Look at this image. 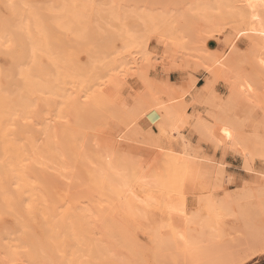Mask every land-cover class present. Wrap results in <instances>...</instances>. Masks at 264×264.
I'll list each match as a JSON object with an SVG mask.
<instances>
[{
    "label": "bare ground",
    "instance_id": "6f19581e",
    "mask_svg": "<svg viewBox=\"0 0 264 264\" xmlns=\"http://www.w3.org/2000/svg\"><path fill=\"white\" fill-rule=\"evenodd\" d=\"M231 2H235V0H187V1L181 0V1H177V2L172 3L173 9H171L169 11L170 12L169 21L164 22L160 28H157V30L161 29V31H158L156 33H155V31H148V34L145 33L146 35H144L143 33H142L143 35L140 34L141 37L138 36V34L137 35L135 34L136 35V37H135V35L132 33H127V34H119V33L117 34L116 33L118 35V37L121 39V41L123 42V47L125 49L129 48V51L130 50L132 51V49H133L135 54L138 55V57H136L135 59H133L131 61V66H128V68L124 67L119 72H122V73H124V75H127V76L129 74L135 73L136 74L135 77L138 76V78H136V80L138 79L141 82L142 92H141L137 102L134 105H132V107H130L131 112H129V115H130L129 117H131L130 118L131 122H132V120H134V116H135V118H137L138 116H139V118H140V116L142 118H141V120L138 119L139 121L137 122L138 124L136 126L133 124H130L129 121L125 122L129 118L128 117V111H127V113H126L127 117L125 116L126 119L124 118L125 119L124 120L123 117L121 118L124 120V122H123V120L118 119V118H120V117H118L119 116L118 115V116H116L117 119L115 118L116 120L114 118H113V120L112 119L108 120L105 123H103L104 126L99 124L98 128H99V126L102 127L103 133H101V134H104V136H106V139H108L107 140L108 143H111L115 147L116 153H117V156H116L117 161H119V159H120V153L128 152L129 154L135 156V158L139 162H142L144 165V168L140 169L139 167H136V169H135V167H133V169H132L133 178H132L131 188L129 189V191H131V199L132 200L129 203L124 201L123 202L124 204L122 206L118 207L119 209L117 212L121 213L122 215H120L115 220V217H113L115 214L114 213V214H111V216L113 217L112 219L106 218L103 220L101 213L99 214L100 218L98 220H100L99 222H100V226H101V230H102L103 234L112 235V232H114V231L111 230V227H114V225H116L117 227L119 226L120 227L119 230H121V228H124L126 226L125 223H126V217L127 216L128 217L134 216V218H135V216H137V217H140L142 219L145 218L146 211L149 209V206H146L145 204L140 203L139 200L137 199V197L145 198L147 196V194L149 192H151V187L149 184L151 183V181L153 179H159L160 182L162 183L161 178L164 177V175H165L164 169L162 167L163 163H164L163 160L165 159L164 154H167V158L172 155L170 158V161H171V159H173V163L171 165L172 167L169 166L170 164L167 165V167L168 166L170 167V172H171V168H173V169L176 168L177 169V177L179 176L178 173L181 174L180 178L183 177L182 178L183 183L182 182L180 183V181H182V179H180V181L178 182V184L180 183L182 185V187L180 184H179L180 186L178 184L176 185V188H178V189L180 188V190L178 193L175 189L176 193L173 195L171 203H173V204L175 203V200L178 198L177 194H179V195L183 196L184 203H185L186 209L188 211V215L191 216L194 211L198 212V214H199L198 217L196 218L195 222L190 226L189 236L194 237L195 240L198 242L199 246L194 251H187L184 249L183 244L176 240L174 234L172 232H170L169 228H168V225L170 223H173V217L169 215L168 210H167V205H164V204L162 205L161 203H160L161 207L162 206L164 207V213L165 214L162 218L155 220V222L152 221V222H154L153 225H155V227H154V231L151 232V235H153V236H151V235L150 236L152 237V239L154 241L153 243L156 242L157 244L152 243L151 245H153V246L156 245V247H157L159 244L160 246H162L163 249H166L169 245H171V246H175L177 248L176 250L181 255L191 254V255H195L196 257H200V258L204 257L207 259H212L213 257H215V255L218 251L220 252V255H218V256L221 257V255L223 254L221 249L223 250L224 247L226 250H227V248L231 247V249L233 250L232 252H235V249H234L235 247L232 248V246H229L228 244H227L228 247L225 245H224V247L221 246L220 250H218V247H216V245L215 246L213 245L215 251H216V248H217V251L215 252L212 250L213 249V246H211L212 241L214 239L216 241V239H218V237L221 238V236H223L220 234L222 232H219V230H220L219 228H221V227L218 226L219 227L218 228V227L214 226L212 219L216 216L214 213L217 212V208H220L221 210L223 209L225 212H227L228 210L231 209V206H233L234 204L238 210H237V212H235V211H233L234 208H232L233 210L230 211V212H232L231 214H235V216H236V213H237L238 215H241V216L245 215L246 216V209L244 206H247L248 204L250 205V203L252 201H256L257 204L260 203L259 200L254 199L255 196L253 197V191L258 192V194L264 195V161H262L260 158L261 155L264 154V147H262V145H264V110H261V107H260V103H261L260 93H261V91H264V82L259 83L258 77L255 78L254 74L252 75V74L248 73L250 75L249 76L246 72L244 73L243 69H241V67H240L241 61L240 60L243 59V61H244L245 56L241 55L239 50L238 51L234 50L236 47V42L240 38H233L231 41H229L227 50L225 52H223L222 54L216 53L214 51L210 52L206 46L205 41L203 42V44L201 43L202 45L197 47V49H196L197 52L195 55V56H197V61H196L197 63L196 64H198L201 68H203V70H205L206 75L204 78V83H202L200 85V88H199L202 90L199 92L191 94V100L195 101V102L203 101L204 97L212 92L213 82L222 81L224 86L227 88V94L225 95V97H220V96L218 97L219 104L222 108L235 107L238 104L243 102V103H246L244 110L248 109V110H246V111H248V115L250 114L249 113L250 109L255 110V112L257 113V116L255 117L254 120H251V114L249 116H246V117L243 116L241 120L237 119V118L235 120H232V119L227 120L222 116L213 115L212 111H210L209 108L207 107L203 111L200 110V112L197 113V115L195 114L196 116L192 122L187 121L186 116L183 120L186 123H189L190 128L193 130V132L194 131L199 132V133H197L199 136L201 135V130L211 129L213 132V135L216 137L217 141L223 137L224 141L227 142V137L223 136V129L224 128H228L229 130H232L235 133L234 142L231 145H228L227 147L225 146V144L216 143L211 138H207V137L201 135L202 136L201 138L204 139L205 142L207 141L209 143V145H211L212 148H214L212 150L215 151V148H220L222 150L221 151L222 156H224L226 154L225 152L230 151L231 153L233 152L234 154H237L241 157L242 164H241L240 169H234L233 168V170H229V167H227V165L224 163L223 160H221V158H216V157H214V154L209 155L207 153L208 151L206 152L205 150L200 149V146H197L195 143H192L191 139L188 137V134L183 132V129L185 128L186 124L183 123V121L180 119H182L181 117H183V115L186 113L185 111H186V105L187 104H183L184 100L181 102H179V101L181 99H183L182 97L180 98V96H181L180 94H183L184 90L182 91V93L179 94L180 96L178 98L177 97L178 95L176 96L174 93L168 91L167 88L164 87V85L152 87L149 84V77H148V71L150 69H153L154 64H156V63H154V59H153V55L157 54L156 47H153V48L151 47L152 46L151 43H153V41L156 43V45H158V46L161 45L160 51H159L160 56L158 55V58L160 57L161 59H167L171 62H177V61L181 62L183 60V58H179L178 53L182 52V50H185L187 48L186 40L184 41V39H186V37L184 36L183 33H187L188 30L192 29V25L190 24V23H192L191 21L195 20V23H197V22L203 23L202 24L203 27L202 26L197 27V30L201 33H207V32L209 33V31L211 30L210 28L213 27V25L215 24V22L213 23V21L211 19L213 17V15H215V14L211 10H205V9L198 8V7L193 8V7H189V6H191V5H196V6L217 5V4H221V3H231ZM8 4L15 5V7L14 8H8V7H6V5H8ZM24 5H28V7H24ZM91 9H93V8L90 5L89 0H0V41H4L3 43H0V208H3L4 210L6 209L7 210V211H5L6 213H9V215L10 214L13 215L14 219L12 218L11 221H13V223H14V220L17 219V218H15V216H16L15 214H18L16 212L17 210L15 211V209H17L19 206L23 207L22 204H24V206L29 211L31 210V207H34L35 212L39 211V213H41V215H40L41 217L43 215L44 219H48V227L45 226L46 228L45 227L44 228L47 230V232L51 231V233H52L51 236H54V237L55 236L56 237L61 236V235L57 234V231L60 230V228H58L59 225L57 227L58 230H55V228H56L55 226H57V223L59 221H61L62 218H60V216H58L59 218L56 217V215L58 213L56 214V212L53 208L51 210L50 209L51 207L48 205L49 202L46 201V198L49 195L50 191L47 193L48 195L45 196L46 197L45 198L43 196V195H45L43 193V191H42V193H43V195H42V194H40V190H38V188H40L39 186H41L40 183H37L38 186L37 185L36 186H37V190L39 192V195H38L37 191H33V189L35 190V188L33 187V186H35V184L32 183L33 179L30 180L29 178H31L33 176V175H31V177H30V173L32 171V169H31L32 165H33L32 163H35L36 165L40 166V168H41V171L39 168H38V170L36 169V171H39L40 174L45 173L47 176V174L49 175L52 172L51 174L55 178L54 181H57V180L62 181V180H59L60 177L66 178L63 175V173L69 174V172H63V171H67L66 168L68 169V165L66 164L67 163V161H66L67 157L77 159V155H81V154H76L75 155L76 157H74L73 154H75V153H73V152H75V151H74L73 147L76 146V144L78 143L79 140L81 141L82 137L81 138L78 137V141H77L76 135H74L75 138H74V136L73 137L71 136V139H70V134L68 132L69 130L66 128L67 125L64 123V120H68V121L69 120L72 121V119L75 120L74 119V113H72L73 114L72 115L71 112H74L76 110V107L78 108V106L81 105L82 103H83L82 106H84L85 102H81L82 100L80 101L79 98H78V100H76L77 97L80 95L78 94L77 97L73 96L71 94L72 91L68 93L67 88H66L67 90H65V92H66L65 93L63 86L67 83H69V85L71 86L70 82H72V81L74 84L76 81L77 82L76 85H78V83L82 85V83H83V85L85 86V83L88 84L89 82H87V81H90L89 79H91V77L89 79L86 78L87 81L85 82V79L83 80L84 76H93V77L95 76L96 78L94 77L93 82L100 80L99 78L105 79L106 74H103V73L104 72L106 73V71L103 72L102 71L103 69L101 70V68L102 67L104 68L107 64L104 66H103V64H101L102 66L101 67L99 66V68H98V64L100 65V63H103L101 60V59H103L102 56L105 57L104 59H107L108 56H111V54L113 52V50H111V52H110V50L108 49V47L110 46V41H109V43L107 42L109 40V37L107 36L108 40H106V38H105V40L107 42V46L105 45V52L106 53L108 52L109 55L107 56L103 52H101V53H103V55L101 53H95L97 48L99 49V51L101 49L104 50V46H102L103 48H99L98 45L100 43H102V41L98 40V38H97L98 35H97V37H95V39H97V41H98V43L96 44L98 47L93 43L92 40H94L93 38H94V34H95L94 29L92 30L93 31L92 32L93 33L92 39H91L92 36H90L92 33L89 34V38L87 37V40L84 39V44H83L82 40L80 39L82 36L81 31H84L83 30L84 28L82 27L81 23L85 20L82 17V12L84 10H91ZM194 12L197 14L193 15ZM215 16L218 17V15H215ZM222 16H226V15H222ZM182 21H185L186 23L190 22L189 24H187L188 26L186 29H184V32H183V29L181 27H179V24ZM75 27H77V28L80 27L78 29L79 31L75 30L76 33L73 30ZM93 27L95 28V31H97V33H98L99 29L95 26H93ZM87 28H89V27H87ZM87 28H86V30H87ZM193 28H195V27H193ZM86 32L87 33H84V35H83V36H85V38L88 35V32H90V30L86 31ZM213 32H214V30H213ZM69 34H71V35L73 34L72 35L74 38L73 40L76 41L75 44L70 43V41H68L66 39V35H69ZM111 35H112L111 41L113 42V40L117 37V35L115 36L114 33H112ZM104 36H105V34H104ZM114 36H115V38L113 39ZM142 36H144V37H142ZM5 37L10 38L11 44H12L11 48H8L6 46L7 40L4 39ZM88 39H89V41L91 39L92 45L94 44L92 47H94V46L97 47L96 49L94 47L92 49V51L89 48L90 52H89V49H86V47H85V41L87 44ZM99 39H100V36H99ZM70 40H71V38H70ZM105 40H104V42H105ZM202 40H204V39H202ZM99 41H100V43H99ZM104 42H103V45L105 44ZM78 49H82L83 55H81L80 53H77V55L74 54V51H77ZM231 50H233L232 54L230 56H228L230 54L229 51H231ZM134 52H132V53H134ZM184 52H186V51H184ZM132 53H131V55H132ZM243 53H245V52H243ZM99 54H100V56H98ZM78 56H80V57L84 56L85 57L86 61H85V63L83 62L84 64L82 63L83 60L79 59ZM133 56H134V54H133ZM250 57L252 58V63L255 65L256 69L259 70L260 75L264 77V75L261 74V68H260V65L258 62L259 56H253L250 54ZM1 61H3V62H1ZM98 61H100V62H98ZM106 61H107V63L110 62V61L108 62V60H105L104 63H106ZM187 61L189 62V59H187ZM96 62H97V64H95ZM155 62H158V61H155ZM242 62H241V64H242ZM186 68H187V66H186ZM98 69H99V71H98ZM100 71H102L103 73H101ZM107 76L109 77L110 75L107 73L106 77ZM109 78L105 79V81H103V82H101V80H102L101 79L100 82L97 83L99 86V91H101L100 90L101 84H105V86L107 87L113 83V78L112 77H109ZM182 79H183V77H182ZM188 80H189V87L192 88L195 85V81H193L191 78ZM185 84H187V83H185ZM249 84H251V86H252V93L247 92V86ZM81 85H78V86H81ZM123 85H124V83H123ZM72 86H73V84H72ZM78 89H79V87L77 88V90ZM241 89H244V91H241ZM41 92H44L45 94L52 93L53 95L60 96V97L64 98V100H68L69 101V107L71 109L70 118L68 116L69 115V108H65L62 119L56 120L55 117L53 116L52 117V120H53L52 124L48 123V120H46L47 118L45 119L46 121L45 120L43 121V119H42L41 122L45 123L44 126L39 123L40 125L43 126L42 130L40 128L42 126H39V128L42 132L38 129L37 126L36 127H37L38 131H40L42 133V135H41V136H43L42 138L39 135L38 136L42 139L43 142L41 140H39V138H36L37 141L34 140L35 138L33 139V141L36 142L37 147L35 146V144L32 140L30 141V137H29L30 135L32 136V134H33V133H31V131L34 132V130H32L31 127H30V130L25 131V129H23L25 132L31 133L29 136H28V134L24 133L26 135L25 140L27 138H29L28 139L29 143H27V141H26V144H27L26 145L24 143L25 140L23 138L22 139V140H24L22 142L24 144L23 145L19 142V140L21 141V139L18 137L19 135L16 136V134L14 133V132H16V127L14 125L17 123L18 120L21 122V119H14V117L18 113L21 115L25 114L27 108L30 106V101L32 103L33 102L32 100H38L35 98L41 99V97H40ZM77 92L79 93L81 91H77ZM85 93H86V90H85ZM85 93H83L82 96L85 95ZM25 95L26 96L27 95L36 96V97L34 99L32 98L31 100L29 98L28 100H30V101L29 102L27 101L29 103L28 104L26 102V97L25 98L22 97ZM69 95H72L73 98H72V96H69ZM19 96H21V99L19 98ZM245 96H249L252 100L255 101V103H253V104L248 103V100L245 99ZM15 98H17V100ZM23 98L25 100H23ZM69 98H71V99L69 100ZM177 98L180 100L177 101ZM18 99H20V100H18ZM100 99L103 102L105 100V97L103 98V96H102V98H101L99 96H95V98H93V102L97 103L100 101ZM88 104H89V102H88ZM105 108H107V107H105ZM79 109H77V111ZM85 110H86V108H84V111ZM53 111H55V108ZM82 111H83V109H82ZM99 111H100V109H99ZM99 111L97 110L98 114H99ZM102 111H100V113ZM95 113H96V109H95ZM103 113H104V111H103ZM83 114L86 116V119H87L86 112ZM82 115H79V116H82ZM99 115H100L99 117L101 118V116L103 114L101 113ZM132 115H133V117H132ZM71 116H73V118ZM76 116L77 115L75 113V118H76ZM96 116H98V115H96ZM78 118L76 119L77 121L75 120V123H74V121L73 122L70 121V122L74 123L75 126L77 124L76 122H78V125H80L81 123H82L81 125H84L83 122L78 121ZM105 118L106 117H104V119ZM84 119H80V120H83L84 122L87 121ZM102 119H103V116H102ZM122 123L123 124L125 123L124 124L125 127L122 125ZM126 123H129V124H126ZM17 124L22 125L19 123H17ZM23 124H25V123H23ZM35 124H37V123H35ZM56 124H60V125L64 124L66 126V127L64 126V128H63L64 131L60 132L61 134L59 133V130H61L60 129L61 127L56 125ZM31 125H33V124H31ZM73 125L69 124L68 127L69 126L73 127ZM128 125L129 126L130 125L135 126L132 130H130V134H129L128 128H127ZM154 125H157L159 127L158 132H160L162 127L167 126L169 138L165 139V140L163 139L164 141H162V139H158V138L153 137L152 134H149L147 136L143 135L144 132H147V130H149ZM22 126L24 127V125H22ZM34 126L35 125H33L32 127L34 128ZM132 126H130V128ZM58 127H60V128L58 129ZM82 128H84V126ZM88 128H90V127H88ZM173 128L176 129L175 132L172 131ZM37 129H35V130H37ZM17 130H18V128H17ZM20 130L23 131L22 129H20ZM71 130H72V128L70 129V131ZM73 130H75V128ZM38 131H35V133L36 132L38 133ZM77 132H78V130H77ZM77 132H76V134H77ZM41 133H39V134H41ZM62 133L65 137L62 136ZM18 134H19V130H18ZM58 134L60 135L59 137H61V138L64 137L62 140L64 142V139H65V142L68 145V147L66 148V149H68L67 151L65 150L63 145L60 144V141L57 139ZM175 134H176V138H174ZM14 136H16V137H14ZM22 137H24V136H22ZM95 137H96V135H95ZM95 137H93V139H92V135H91L90 140H96ZM15 138H18V140ZM32 138H33V136H32ZM43 138L45 139V141L43 140ZM72 138H74V141L75 140L77 141L76 144L72 141ZM166 138H167V136H166ZM257 138L261 139V145L258 146L257 148L252 149L251 148V142ZM16 140L18 143L16 142ZM38 140H39V144H38ZM87 140H88V137H87L85 142H82V143L80 142V144H79L80 145L79 151H81V153H82V159L79 158L80 160H86L85 157H88L87 156L88 154L86 153L87 148L89 149V148L94 147V146L91 147L90 142H89L90 144L88 145ZM83 141H84V139H83ZM40 142L42 144L44 142L45 143L42 145L41 148L39 147L40 148L39 150H37L38 145H41ZM104 142H105V140H104ZM31 143H33L34 145ZM63 144H65V143H63ZM77 147H75V148H77ZM97 152H98V150H97ZM245 152L248 153L247 161H246L245 155H244ZM33 153L36 154L35 158H34ZM185 153H187L188 158H185ZM30 154H32V155L30 156ZM250 155H251V158H253L254 160L249 159ZM173 156L175 157V160H174V158H172ZM74 161L76 162L77 160H74ZM84 162H85V164H84L85 166L89 165L86 163L87 161H84ZM78 163H81V162L79 161ZM69 167H70V164H69ZM71 167H73V166H71ZM176 169H175V173H176ZM145 170H147V172H145ZM68 171H70V170H68ZM218 171L221 172L220 177L217 175ZM235 171H237V173L239 174V183H238L239 185H238V187L233 188L232 190L231 189L230 190L225 189V187H226L225 184H227L228 182H230V183L233 182V174ZM193 172L198 177L195 181H193L191 179V175H190ZM182 173H183V175H182ZM31 174H33V173H31ZM35 174L40 179L44 178L43 177L44 175L39 177V175L37 173H35ZM78 174H80V173H78ZM73 175L74 174H72V177H70V180H71V178H74ZM94 176L100 177L93 170V177ZM170 176H171V174H170ZM67 177H69V175ZM172 177H173V175H172ZM15 178H19V180H20L19 182L21 183V181H22L21 184L23 186V190H21L22 192L19 191L18 194L15 192V189L17 187L19 188L20 184L19 183L17 185H16V183L14 184V181L18 182V180H16ZM27 179L30 181V183L33 184V186L29 185L30 183L28 182ZM40 179H38V180H40ZM61 179H63V178H61ZM74 179L72 181H74V182L77 181L75 183H78L79 180L78 179L76 180V178H74ZM64 180L69 181L68 178L64 179ZM143 180H148L149 184L142 183ZM177 180H178V178H177ZM45 181L48 182L49 179L43 180V182H45ZM51 181L54 182L52 179H51ZM66 181H64V182H66ZM62 182H60V185ZM48 183H51V182L49 181ZM75 183L72 184V188H73V185H75ZM67 184L68 183H66V185ZM13 185L15 187V189H14L15 194H10L11 193L10 189L13 188ZM45 185H46V182H45ZM50 185H52V184H50ZM46 186H48V185H46ZM68 187L70 188L71 185H69ZM30 188L32 189V192H31ZM41 188L43 189L42 186H41ZM49 188H47V189H49ZM19 189H22V188L20 187ZM181 189H182V191H181ZM27 191H29L30 195L33 194V198H31V201H29V203H28V199H26L27 196H30ZM23 192H25V194H27V195L25 196L23 194ZM34 192L37 193V195L40 197H38ZM222 192H224V195L220 196V194H222ZM66 196H69V195L66 194ZM36 197H37V200H39V201H38V203H36L35 206H32V204H30V202H32L34 205L35 204L34 202H37V200H34ZM49 197H50V195H49ZM49 197H48V201H49ZM24 198L27 201L26 204L28 207L26 206L25 203H23ZM254 203L255 202H253V204ZM76 206H77V204H76ZM56 207H58V206H56ZM3 209H1L2 211L0 210L1 214L4 213ZM78 209L73 207V209L71 208V210H68L66 212V215H67L66 218H69L68 223H70V227H71V233H69V235L71 236L72 241L77 243L78 244V245L76 244L77 246L80 245V247H81L82 246L81 243H83V240H84V239H82L81 240L82 242H81L80 241L81 238L79 235V233L81 232V229H83L82 226L85 228L83 234L86 233V235H87V234H89V232L91 230H89V227L87 226L86 221L84 219L85 211L88 209L85 210L82 207L79 210ZM28 210H27V212H28L27 214L30 215ZM224 211H222V212L224 213ZM25 212L26 211L24 210V212H23L24 217L27 215ZM63 212H65V211H63ZM217 214H219V212ZM18 215L20 217V212ZM225 215L226 214H224V217H225ZM4 216L2 217L3 219H4ZM245 216H244V219H245ZM19 217H18V220L23 222V219L20 218L21 219L20 220ZM64 217H65V215H64ZM32 218H33V216H32ZM53 218H54V220H53ZM34 219L36 222L35 217H34ZM44 219H43V221H45ZM55 219H58V220L55 221ZM236 219H238V218H236ZM239 219H240V217H239ZM244 219H242V220H244ZM41 220H42V218H41ZM63 220L65 222V219H63ZM19 221L16 220L15 222L18 223ZM27 221L28 220H26V223H27ZM214 221H216V220H214ZM237 222H239V221H237ZM16 223H14V224L11 223V224L16 226ZM40 223L42 224V222H40ZM19 224H20L21 228H23V231L30 233V236H29V233L26 234L25 232H24V234H26V236H24V237L19 236V234H21V232H22V229L18 232V231H16L15 226H14L15 227L14 229H15V232H17V234L19 233L18 235H16L12 231L8 232L6 234H3V231L1 230L2 233H0V253L3 250V252H6L9 257L13 258V257L18 256L19 252H22L23 256L25 257V260L29 263H32L33 260L36 261L37 259L42 258L44 248H45V250H47L48 248H46L47 247L46 243H42L41 241H39L40 239L37 240L38 238L36 239L35 237H33L34 233L32 232L33 235L31 234L30 228L32 226L30 224L29 225L31 227L28 229V231H26V229H24V224H23V226L21 225V223H19ZM244 224L245 223L243 222V229L246 231L245 226H247V225L244 226ZM9 225H10V223H9ZM27 225H26V227H29V225L28 226ZM35 225H37V224L35 223ZM44 225H45V222L43 223V226ZM18 226H17V230L20 228V227L18 228ZM2 227H3V225H2ZM248 228L250 229L251 227L249 226ZM248 228H247V231H248ZM5 229L4 230L7 231V228H5ZM33 229H34V227H33ZM39 230H40V228H39ZM79 230H80V232H79ZM114 230H115V228H114ZM251 230L254 231V229H250L249 232H251ZM42 231H43V229H42ZM42 231H41V233H42ZM110 231H112V232L109 233ZM44 232H45V234L44 233L43 234L45 236H44L43 242L45 240V237L48 236L47 235L48 233H46V231H44ZM59 232L61 233L62 231H59ZM249 232H247V233H249ZM260 232L261 231L259 230L258 233L260 234ZM12 233L14 234V236H12L13 235ZM247 233L245 232V234H247ZM258 233L254 235L257 238H255L254 236H253L254 238L252 237L251 241H253V243L254 242L259 243L258 238H261L262 236L264 237V233L262 236H261L262 233L259 236H257ZM43 234H42V236H43ZM81 234H82V232H81ZM40 236H41V234L38 237H40ZM247 236L248 235H246V238H247ZM107 237H109V235ZM246 238H244V239L248 242V240ZM48 239H47V241H48ZM55 239H54V241H56V243H57V240H55ZM236 239L238 240V238H236ZM236 239H235V241H236ZM250 239H251V237L249 238V240ZM256 239H258V240L256 241ZM262 240L263 239H261V241ZM50 241H52V243H54L53 239H50ZM50 241H48V242H50ZM261 241H260V243H261ZM61 242L63 243V241H61ZM61 242L60 243L58 242L59 246H58V244L56 245L58 247L57 249H56V246H54V248L56 250H53L51 248L54 252V255L56 257H58V255H59L60 258L62 259V261H64L66 264L67 263L70 264V263L74 262L73 260H75V259L72 260L71 258L75 257V255H72V257L68 258L66 256L65 251H64L65 247L64 248L62 247ZM84 242H85V240H84ZM151 242H152V240H151ZM215 243H217V242H215ZM242 243H244V242H242ZM247 244L246 245L243 244V245L247 246ZM63 246H65V245L63 244ZM69 246L71 249V245H69ZM83 246L86 248L85 243L83 244ZM87 246H88L87 250L89 249V252H87V253L85 252L86 254L84 253L83 256L89 255L91 253V256L90 255L89 256L93 259V258H97L95 256L96 252H98V254L101 251L103 252L102 246L100 244L97 245L96 243H93L90 241L87 243ZM159 248H158V250H159ZM239 248L240 247H238L237 249H239ZM90 250H92V252L94 251L95 253L94 252L93 253L95 255H93V253L90 252ZM226 250H223L224 253ZM48 251H49V249H48ZM85 251H86V249H85ZM67 252H68V250H67ZM211 252H213L214 255L211 254ZM232 252H231V254H233ZM226 253H228V251H226ZM105 254H104V256H105ZM209 254H210V256H209ZM217 254H219V253H217ZM231 254L229 253V256H231ZM92 255H93V257H92ZM211 255H213V256H211ZM83 256L77 255L78 260L80 257H81V259H80L81 261L83 259H86L85 256L84 257ZM99 256H103V255L102 254L98 255V258H99ZM220 257H217V255H216V258H214V259L217 260V259H220ZM236 257H237V255L235 256V258ZM60 258H58V259H60ZM105 258L106 257H104V259ZM154 258L156 259V257H154ZM223 258L221 257V259H223ZM225 258H228V256L226 255ZM101 259H102V257H101ZM104 259H103V261H104ZM19 260H21V258L18 257V258L13 259L12 261H14V262L18 261L19 262ZM66 260H68V261H66ZM81 261H79V262H81ZM83 261H85V260H83ZM85 262H87V261H85ZM106 262L108 263V261H106ZM105 263H103V264H105Z\"/></svg>",
    "mask_w": 264,
    "mask_h": 264
},
{
    "label": "rangeland",
    "instance_id": "374dc122",
    "mask_svg": "<svg viewBox=\"0 0 264 264\" xmlns=\"http://www.w3.org/2000/svg\"><path fill=\"white\" fill-rule=\"evenodd\" d=\"M177 1H181V0H89V3L93 9L84 10L82 12V17L86 21L83 19L84 21L81 23L82 27L84 28L83 29L84 31L80 30L82 32V36L80 39L82 40V42L84 44V39L87 40V37L89 38V34H91L93 32L92 31L93 29H94V33L95 34L97 33V31H95V28L93 26L97 27L99 29V30L97 29L98 33L96 35L94 34V38H93V33L90 36H92L91 39L92 38L94 39L92 41L96 45L98 43V41H97V39H95V37H97V35H98V37H97L98 40L102 41V43H100V41H99L100 44L98 46H99V48H103L102 46H104V50L101 49L99 51V49L97 48L98 46L96 45L97 47L94 46L95 49L97 48L95 53L103 52L107 56L109 54H108V52L107 53L105 52V45L107 46V42L109 43V41H110V46L108 47V49L110 50V52H111V50H113L114 53L112 52L111 56H108L107 59H104L105 57L102 56L103 53H101L102 54L101 56L103 57V59H101V60L103 63H100V65L98 64V68H99V66L100 67L102 66L101 64H103V66L107 64L104 68L103 67L101 68V70L103 69L102 71L103 72L106 71V73L105 72L103 73L102 71H100V72L103 74H106V75L108 73L110 75L109 77L113 78V83L107 87L105 86V84L100 83L101 84L100 90L102 91L101 92V91H99V86L97 83H99L102 78H99L100 80L93 82L95 76L94 77L93 76H84L83 80L85 79V82L87 81V79H89L91 77V79H89L90 81H87L89 83L88 84L85 83V86L83 85V83H82V85L78 83V85H81V86L76 85V83H77L76 81H75V84L73 83V81L70 82L71 86L73 84L72 87L69 85V83H67L63 86L64 92H65V90L68 89V93L72 91L71 94L73 96L77 97L78 94L80 95L77 97V99L75 98L76 100H78V98H79L80 101L82 100L81 102L86 103L84 98L85 97L88 98L87 104H88V102H89V104L87 107H85V104H84V106H82L83 105V103H82L81 105L78 106V108L76 107V110L74 112H71V114L74 113V119L76 120L79 117L78 121L83 122L84 125H81L82 123L80 125H78V122H76L77 124L75 126V124H74L75 120H73V119H72V121L69 120L68 124H66L67 127L64 124L60 125L61 123L56 124V125L61 127V128L58 127V129L59 128L61 129V130H59V133L61 131H64L63 130L64 126L69 130V131L68 130L67 131L70 134V139H71V136L73 137L74 135L77 136V141H78V137H80V138L82 137L81 141L79 140L78 143L76 140L74 141L75 136H74V138H72V141L75 144L77 143L75 147L78 146L77 147L78 149L73 147V149L75 151V152H73V153H75V154H73L74 157H76L75 156L76 154H81V155H77V159L67 157V160H66L67 163L66 164L68 165V169L66 168L67 171H63V172H69V174L63 173V175L66 178H64V177L59 178V180H62L63 182L58 181V180L54 181L55 178L51 174L52 172L51 173L49 172L50 173L49 175L47 174L48 177L46 176L45 173L40 174V172L36 171V169L38 170V168H39L41 171V168H40V166L36 165L35 163H32V164L33 165L35 164L34 166L36 168L33 165L31 168L32 169L31 173H33V174L30 173V177H31V175H33V176L31 178H29L30 180L33 179L32 183L35 184V186H33V184L30 183V181L27 179L28 182L30 183V184L29 183L28 184L30 186L32 185L35 188V190L33 189V191H37L38 195H39L38 190H40V194H42V195H43V193L45 194V195H43L44 197L47 196L48 195L47 193L50 191V193H49L50 197L48 195L47 198L46 197L45 198H46V201L49 202L48 205L51 207L50 209L52 210V208H53L55 210L56 214L58 213L56 215V217L59 218L58 216H60V218H62V220L57 223V226H55L56 227L55 230H58L57 227L59 225V227H58V228H60L59 231H62V232L60 233L59 231H57V234L61 235V236H57V237L55 236L54 237V236H51L52 235L51 231L47 232V230L45 229L46 228L45 226L48 227V219H44L43 215L41 217L40 216L41 213H39V211L35 212L34 207H31L32 211L31 210L29 211L24 206V204H22L23 207L19 206L17 209H15V211L17 210L16 212L18 214L20 212V217L18 214H15L17 217L15 215L14 216L17 219L14 220V223H16L15 222L16 220L19 221L18 217H19V219L20 218L23 219V222L19 221L18 223H16V226L12 225V224H14L13 221H11L12 218L14 219L13 215L12 214L9 215V213H6L5 212V211H7L6 209L4 210L3 208H0V210L3 209V212H4V213L2 212L3 214L0 213V223L1 222L3 223V224L2 223L0 224L1 227L3 225V227H2L3 229L0 227V233H2V231H3V234H6V233L12 231L16 235H18L19 233L17 234V232H15V229H14L16 227V231H18V232L22 229V232H21V234H19V236L24 237L29 232L27 233V232L23 231V228H21L19 223H21L22 226L24 224V229H26V231H28V229L32 226L30 228L31 229L30 231H31L32 235L34 233L33 237H35L36 239L38 238L37 240L40 239L39 241H41L42 243H46V245H47L46 248H48L49 251L51 250L49 252L48 249L45 250V248H44L42 258L37 259L36 261L33 260L32 263H29L25 260V257L23 256L22 252H19L18 256L12 258V257H9L7 255V253L3 252V250H2L0 253V264H52V262H55V264H66L64 261H62V259L60 258L59 255H58V257H56L54 255V252H53V250H56L58 248L56 246L58 244V242L60 243L61 241H63V243L61 242L62 247L66 248V249L64 248L66 256L68 258H70V257H72V255H75V257H73L71 259L72 260L75 259L76 261L73 260L74 262H72L70 264H73V263L74 264H81V263L82 264H89L88 263L89 261H92V262L101 261L102 264L105 263L106 261H108V263L106 262L105 264H232L233 261L243 260L245 258H247V264H264V255H260V252L264 251V249L260 248V244H261L260 241H261V239L264 240V237L262 236L264 233V202H263L264 201V195L258 194V192H255V191H253V197L255 196L254 199L259 200L260 203L257 204L256 201H252L251 202L252 204L250 203V205L248 204L247 206H244L246 209V216L244 215L245 219H244V216L238 215L237 213H236V216H235V214H231L232 212H230V211L233 210L232 208H234L233 211H235V212H237V210H238L235 207V204L233 206H231V209L228 210L227 212H225L223 209L221 210L220 208H217V212L214 213L216 216L212 219L213 225L216 227H218V226L221 227V228H219V227L218 228L220 229L219 232H222L220 234L223 236L220 235L221 238L218 237V239H216V241L214 239L212 241L211 246L216 245V247H218V250H220L221 246L224 247V245L227 246V244L229 246H232V248L235 247L234 248L235 252H232L233 250L231 249V247H229L231 250L229 248H227V250H226L224 247L223 250L228 251V253H226V251L224 253V251L221 249V251L223 252L221 257L222 258L224 257L223 259H221V257L218 256V255H220L219 251L217 252L219 254L216 253V255H217V257H220V259L216 260V259H214V258H216V255L212 259H207L204 257L200 258V257H196L195 255H191V254L181 255L176 250L177 248L175 246L169 245L166 249H163L162 246H160L158 244L157 247H156V245H154L157 248L156 249L153 245H151L154 242L152 237H151V236H153V235H151V232L154 231V227H155V225H153V224H154L155 220L162 218L165 214L164 213V207L163 206L161 207V204L163 205V203L153 205V206H149V209L146 211V215H145L144 219L137 217V216H135V218H134V216H130V217L127 216L126 217V223H125L126 226L124 228H121V230H119L120 227L119 226L117 227L116 225H114V227H111V230L114 232L110 231L109 233L112 232V235L108 234L109 237H107L108 235L103 234V232L101 230V226H100V222H99L100 220H98L100 218V215H99L100 213H101L103 220L106 218L112 219L113 217H115V220H116L120 215H122L121 213L117 212L119 209L118 207L122 206L124 204L123 203L124 201L129 203L132 200L131 199V191H129V189L131 188L132 179H131L130 183L128 184L127 189H125L123 185H121L119 189H114L113 186L111 184L107 183L102 177H98V176L93 177V170L91 168H89L90 167L89 165H87L88 162H86L87 166L84 165L85 164L84 161H87V160H80L79 159V158L82 159V153H81V151H79V147H80L79 144H80V142L81 143L85 142L87 137H88V140H87L88 143L87 142L86 143L88 145L91 143V147L94 146L95 148L94 147L89 148V149L87 148V152H86L88 154L87 156L88 157L97 156L98 152L96 149V144L100 143L103 146L106 143H108V141H107L108 139H106V136H104V134H101V133H103L102 127L99 126V128H98V125L100 124V125L104 126L103 123H105L106 121L111 120V119L113 120V118L115 119L116 116H118V115H119L118 117H120L118 119H121L122 117H123V119L124 118L126 119L127 111H128V117H129L130 116L129 112H131L130 107H132V105H134L137 102V100H138V98L142 92V89H141L142 84L138 79L136 80V78H138V76L135 77V75H136L135 73L129 74L127 76V75H124V73L119 72L124 67L128 68V66H131V61L133 59H135L136 57H138V55L135 54L133 49H132V51L131 50L129 51V48L125 49L123 47V42L121 41V39L118 37L117 34L118 33L119 34L132 33L134 35L138 34V36L141 37V35H143V34L144 35L148 34V31H155V33L158 31H161V29L157 30V28H160L164 22L169 21V19H170L169 18L170 17L169 11L171 9H173L172 3L177 2ZM182 1H187V0H182ZM211 19H212L213 23L215 22V24L213 25V27L210 28L211 30L209 31V33L208 32L207 33H201L197 30V27L202 26L203 23H201V22L195 23V20L191 21L192 23L189 22L192 25V29L188 30L187 33H183L184 36L186 37V39H184V41L186 40L187 48L185 50H182V52L178 53L179 58H183V60L181 62H179V61L171 62L167 59H161L160 57L158 58V55L160 56L159 51H160L161 45L160 46L156 45V43L154 41H153V43H151L152 48L156 47L157 54L153 55L154 63H156L153 66L154 68L150 69L148 71L149 84L152 87L164 85V87L167 88L168 91L174 93L176 96L178 95L177 96L178 98L181 95L180 98L182 97L183 99L180 100L177 98V101L180 100L179 102H181L184 100L183 104H187L186 105V111H185L186 113L183 115V117H181L182 119H180L182 121L184 120V118L186 116V120L189 122H192L194 120L195 116L197 115V113H199L200 110L203 111L207 107L209 108L210 111H212L213 115L222 116L227 120H231V119L235 120L236 118L241 120L243 116H245V117L248 116V111L247 112L243 111L246 103L242 102V103L238 104L237 106L231 107V108L230 107L222 108L220 106L219 101H218V97L219 96L225 97V95L227 94V88L224 86L222 81L213 82L212 92L209 93L207 96H205L203 101L195 102V101L191 100V94H193L191 91H193V89L195 88L194 87L195 85L192 88H190L188 79L191 78L193 81H195V84H196V81H198L200 78L199 82L204 83V78L206 75L205 70H203V68H201L198 64H196L197 63L196 62L197 56H195V55L197 52V50H196L197 47L202 45L203 42L205 41L206 46L210 52L214 51L216 53L222 54L223 52H225L227 50L229 41H231L234 37V33L232 31V28L227 23V19H228L227 16L220 15V16L216 17L215 15H213V17ZM189 23L182 21L179 24V27H181L183 29V32H184V29L187 28V26H188L187 24H189ZM87 27H89V28H87ZM193 27H195V28H193ZM79 28L75 27L73 29L74 32L76 33L75 30L79 31L78 30ZM86 28H87V30H86ZM85 30L86 31L90 30V32H88V35L86 36V38H85V36H83L84 33H87ZM213 30H214V32H213ZM112 33H114V35L115 36L117 35V37H118V38L116 37L117 38L116 39L114 36L113 39L114 38L115 39L113 40V42L111 41V39H112L111 34ZM104 34L106 37L104 36ZM72 35L71 34L66 35V39L68 41H70V43L75 44L76 41L73 40L74 38ZM136 35H135V37H136ZM99 36H100V39H99ZM107 36L109 37V40L107 39ZM142 37H144V36H142ZM70 38H71V40H70ZM105 38H106V40H108L107 42H106ZM91 39H90V41L88 39L87 44L85 41V47H86V49L90 48L92 51V49L94 48L92 46L94 44L93 45L91 44V42H92ZM202 39H204V40H202ZM104 40H105V42H104ZM103 42L105 43L104 45H103ZM90 49H89V52H90ZM234 50H237V51L239 50L240 54L245 56V58L243 57L245 59L244 60L245 62L243 61V59L240 60L241 62L242 61L244 62V63L242 62V64L240 62V67H241V69H243L244 73L246 72L247 74L248 73L252 74V75L254 74L255 78L258 77L259 83L264 82V77L260 75L259 70L256 69L255 65L252 63V58L250 57V52L248 51V39L245 37V38H240L239 40H237L236 47ZM184 51H186V52H184ZM232 51L233 50L229 51L230 54L228 56H230L232 54ZM132 52H134V53H132ZM243 52H245V53H243ZM77 53H80L81 55H83L82 49H78L77 51H74L75 55H77ZM131 53H132V55H131ZM133 54H134V56H133ZM98 56H100V54ZM82 57L78 56L79 59L83 60L82 63L83 62L85 63L86 59L84 56H82ZM187 59H189V62L187 61ZM105 60H108V62L110 61L111 63L110 62L107 63V61H106V63H104ZM155 61H158V62H155ZM1 62H3V61H1ZM98 62H100V61H98ZM95 64H97V62ZM186 66H187V68H186ZM98 71H99V69H98ZM170 74H171V79L173 81H175V82L180 81L181 84L175 86L173 83H170L168 80ZM106 75H105V79H108L109 77L108 76L106 77ZM182 77H183V79H182ZM105 79H102L101 82L105 81ZM123 83H124V85H123ZM185 83H187L188 85ZM78 87H79V89L77 90ZM76 90L81 91V92L78 93ZM85 90H86V93H85ZM183 90H184L183 94L186 92L184 95L180 94V93H182ZM201 90L202 89H199L197 92H199ZM83 93H85V95L82 96ZM72 95H69V96H72ZM73 96H72V98H73ZM95 96H99L101 98H102V96H103V98L105 97V100L103 99L105 102L104 101L102 102V100L100 99L99 102L94 103L93 98H95ZM22 97H24V98L26 97V102L27 101L29 102L32 98L34 99L36 96H29V95L26 96L25 95ZM17 98H15V99L17 100ZM19 98L21 99V96H19ZM24 98H23V100H25ZM29 98H30V100H28ZM20 99H18V100H20ZM35 99L39 100V98H35ZM32 101L34 102L36 100H32ZM30 104H31V101H30ZM105 107H107V108H105ZM81 108L83 109V111H84V108H86V110L83 112ZM77 109H79L80 111L78 110L79 111L78 112ZM95 109H96V113H95ZM99 109H100V111H102V110L104 111V113H103V111L101 112L103 114L102 115L103 119H102V116H101V118L99 117L100 116L99 114H101ZM53 110H54V108H53ZM58 110L55 109V111H58ZM97 110L99 111V114L97 113ZM85 112L87 115V119H86V116L83 114ZM75 113L77 115L76 118H75ZM77 113L78 114L80 113L79 115L83 114L82 116L85 119L82 116H79ZM249 113L253 114L251 117V120H254L255 117L257 116V113L255 112V110L252 109L249 111ZM96 115H98V116H96ZM133 115H132V117H133ZM68 116L70 118V111H69ZM71 117L73 118V116H71ZM104 117H106V118L104 119ZM130 118L131 117H129L127 119V121H125V122L129 121L130 124H133L136 126L138 124L137 122L139 120H141L142 117L140 116V118H139V116H138L137 118H135V116H134L135 121L132 120L133 123L131 122ZM42 119L44 121L46 118L42 117L40 122H39L40 124H42L44 126L45 123L41 122ZM80 119H84L87 121H85L86 122L85 123L83 120H80ZM123 119H121V120H123ZM46 120H48V119H46ZM124 120H123V122H124ZM70 121L71 122L74 121V123H71ZM17 123L24 125V127L22 125H18ZM17 123L14 125L16 127V132H14V133L16 134V136L19 135L18 137L21 139V141L19 140V142L21 144H23L22 142L26 138L25 134H28V136H29L31 133H33L32 134L33 138L30 135L29 136L30 141L31 140L33 141L34 138H35L34 140H36V138H39V140L42 141V139H41L43 137V136H41L42 135L41 130L43 128L42 125L37 123V124H35V126L33 128L32 127L33 125H31V124H23L24 122L22 120H21V122L18 120ZM129 123H126V124H129ZM183 123L186 124L185 128L188 127L189 130L191 131V133L195 134L196 137L198 138V143L196 144L197 146H200L199 142H203V141L205 142V140L201 138L202 136L201 135L199 136L197 134L199 132H196V131L193 132V130L190 128L189 123H186L185 121H183ZM69 124L70 125L74 124V125H73V127L72 126L68 127ZM124 124L122 123L123 126H124ZM36 126L38 127L39 130L41 128V130H40L41 132L38 131ZM39 126H42V127L39 128ZM81 126L82 127L84 126V128H82ZM130 126H132V125H130ZM130 126L128 125V127H127L129 134H130V130H132L135 127V126H132L130 128ZM30 127L32 130H34V132L33 131H31V133L25 132L26 130H30ZM88 127H90V128H88ZM17 128L19 130V134H18ZM71 128H72V130L70 131ZM74 128H75V130H73ZM154 128L158 132L159 127L157 125H154L149 130H147V132H144L143 135L147 136L149 134H152L153 137L158 138V139H162V141L169 138L168 135H167V138H166V136L161 137L160 132H158V134L155 135L153 133ZM20 129H22V130L25 129V131L24 130L21 131ZM35 129H37V130H35ZM184 129H183V132H184ZM77 130H78V132H77ZM35 131H38V133L37 132L35 133ZM76 132H77V134H76ZM39 133H41V134H39ZM91 135H92V139L96 135V137H95L96 140H90ZM16 136H14V137H16ZM22 136H24V137H22ZM59 136L60 135L58 134L57 139L60 141V144L63 145V147L67 151L68 149H66V148L68 147V145L65 142V139H64V142L62 140L65 136L63 135V133H62V136H64V137L61 138ZM23 138H24V140H22ZM174 138H176V134L174 135ZM15 139L18 140V138H15ZM28 139L29 138H27L25 140V142H24L25 144H26V141H27V143H29ZM83 139H84V141H83ZM17 140H16V142H17ZM39 140H38V144H39ZM43 140L45 141L44 138H43ZM104 140H105V142H104ZM33 142H34L35 146L37 147L36 142L35 141H33ZM62 142L65 144H63ZM31 144H33V143H31ZM40 144L41 145H38V149L35 147L37 150H39L43 145L41 142H40ZM260 145H261V139L260 138L254 139V141L251 142V148L252 149L257 148ZM200 149L204 150V148L202 146H200ZM31 155L32 154H30V156ZM33 155L35 158L36 154L33 153ZM164 155H165V157H164L165 159L163 160L164 163H163L162 167L164 169L165 175H164V177L161 178L162 183L164 184V182L167 180L170 184L177 185L178 182L180 181V179H182L183 177L180 178L181 177L180 173H178L179 176L177 177V169L176 168H175L176 173H175V169H173V168H171V172H170V167H172L171 165L173 163V159H171V161H170V158L172 155L169 156L168 158H167V154H164ZM223 157L224 156H221V160H223ZM172 158H174V160H175L174 156ZM249 159L254 160L253 158H251V155L249 156ZM74 160H77V161L75 162ZM79 161L81 163H78ZM68 163L70 164V167H69ZM167 165H169L170 167L169 166L167 167ZM71 166H73V167H71ZM135 169H136V167H135ZM234 169H236V168H234ZM68 170H70V171H68ZM35 173H37L39 175V177L44 175L43 176L44 178H41V179L38 178V176H36ZM78 173H80V174H78ZM72 174H74L73 177L76 178V180L77 179L79 180L78 183H75L77 181H75V182L72 181L74 178H71V180H70V177H72ZM170 174H171V176H170ZM68 175H69V177H67ZM172 175H173V177H172ZM182 175H183V173H182ZM217 175L220 177L221 172L218 171ZM61 178H63V179H61ZM67 178L69 179V181L67 180L68 182L66 180H64ZM177 178H178V180H177ZM15 179L18 180V182L14 181V184L16 183V185H17L19 183L21 185V186L19 185V188L21 187L22 189H19L17 186L16 187L18 189L17 188L15 189V187L13 185V188L10 189L11 193L8 191L10 194H15V192L18 194L19 191L22 192L21 190H23V186L21 184L22 181L20 183L19 178H15ZM38 179H40V180H38ZM45 179L46 180L49 179V181L51 182V183H48L49 181L48 182L45 181L46 185H48L50 188L45 185V182H43V180H45ZM51 179L54 182H52ZM64 181H66V182H64ZM60 182H62L61 185H60ZM181 182L183 183V179H182V181H180V183ZM37 183H40V185L43 187V189L41 188V186H39L40 188H38V190H37V186H38ZM66 183H68V184L66 185ZM74 183H75V185H73V188H72V184H74ZM238 183H239V174L237 173V171H235L233 174V182L232 183L228 182L227 184H225L226 185L225 189L230 190L229 187H227L228 185H232L233 188H236L239 185ZM50 184H52L53 186ZM69 185H71V187H70L71 189L68 187ZM181 187H182V185H181ZM47 188H49V189H47ZM14 189H15V192H14ZM175 189L179 193L180 188L179 189L175 188ZM42 191H43V193H42ZM154 191H155L154 188L151 187V192H149L148 194L153 193ZM176 191L174 192V194L176 193ZM181 191H182V189H181ZM27 192L30 195L29 191H27ZM31 192H32V189H31ZM37 193H35V194L37 195ZM23 194L25 196L27 195V194H25V192H23ZM66 194L69 195L70 197L66 196ZM222 195H224V192H222V194H220V196H222ZM30 196L26 197V199H28V203H29V201H31V198H33V194ZM38 197H40V196H38ZM48 197H49V201H48ZM26 199L25 198L23 199L24 200L23 203H25V204L27 202ZM34 200H37V197ZM38 201L39 200H37V202H34L35 203L34 205L32 202H30V204H32V206H35L36 203H38ZM253 202H255L257 205L255 203L253 204ZM76 204H77V206H76ZM26 206H27V204H26ZM56 206H58V207H56ZM73 207H75L77 209L78 208L80 209L81 207L84 208L85 210L88 209L85 211L84 219L86 221L87 226L89 227V230H91V231L89 232V234L86 235V233L83 234L84 229H85L83 226H82L83 229H81L82 234L79 230V232H80L79 235L81 238L80 241L82 239L85 240V242L83 240V243H81L82 248L80 247V245L77 246L78 244L75 243L74 241H72L71 236L69 235V233H71V227H70V223H68L69 218H66V216H67L66 212L68 210H71V208L73 209ZM19 208L20 209L22 208L23 210L22 209L20 210ZM26 209L29 211L30 215L27 214L28 212ZM24 210L26 211L25 213L27 214L25 217H24V213H23ZM63 211H65V212H63ZM222 211H224V213ZM218 212H219V214H217ZM111 214H114V216L112 217ZM224 214H226L225 217H224ZM64 215H65V217H64ZM3 216H4V219L2 218ZM32 216H33V218H32ZM34 217L36 218V222H35ZM239 217H240V219H239ZM41 218H42V220H41ZM236 218H238V219H236ZM43 219L45 221H43ZM63 219H65V222ZM242 219H244V220H242ZM26 220H28L29 222L27 221V223H26ZM53 220H54V218H53ZM56 220H58V219H55V221ZM214 220H216L217 222L219 221V222L217 223ZM152 221H154V222H152ZM237 221H239V222H237ZM40 222H42V224ZM44 222H45V225L43 226ZM243 222L245 223L244 226L247 225V226H245L246 231L243 229ZM9 223H10V225H9ZM35 223L37 225H35ZM27 224L28 225L30 224L31 226L29 225V227H26ZM17 226H18V228L20 227L18 230H17ZM249 226L251 227L250 229H254V231L251 230V232H249L250 231V229L248 228ZM33 227H34V229H33ZM246 227L248 228V231H247ZM5 228H7V231H5L6 230ZM39 228L41 231L43 229L42 233L39 230ZM114 228H115V230H114ZM259 230L261 231L260 234L262 233L261 236L263 238L260 236L261 238H258L259 243H256V242L253 243V241H251L252 237L255 234H257L259 232ZM44 231H46V233H48L47 234L48 236L45 237V240L43 242V239L45 236ZM24 232L26 234H24ZM245 232L246 233L249 232L252 236L249 233L245 234ZM40 234H41V236L38 237ZM42 234H43V236H42ZM260 234L258 233L257 236H259ZM246 235H248V236L250 235V236L249 237L247 236V238H246ZM12 236H14V234ZM29 236H30V233H29ZM250 237H251V239L249 240ZM254 237L257 238L256 236H254ZM236 238H238V240ZM244 238H246L249 243ZM47 239H48V241H50V239H53L54 243H52V241L48 242ZM54 239L57 240V243H56V241H54ZM235 239H236V241H235ZM258 239H256V241ZM151 240H152V242H151ZM90 241L93 243H96L97 245L100 244L102 246L103 252L101 251L98 254V252L95 253L93 251L96 254L95 255L92 252V250H90V252H92L93 255H95L97 258L92 259L90 257L91 256V253H90L89 254L90 256L84 255L86 259H83V260H85L87 262H85L83 260L81 261L80 260L81 257L78 260L77 255L83 256V254L85 252L86 253L89 252V249L87 250V248H88L87 243ZM215 242H217V243H215ZM242 242H244V243H242ZM84 243L86 245V248L83 246ZM245 243L246 244L248 243L247 246H244V245H246ZM63 244L65 246H63ZM153 244H157V243L155 242ZM69 245H71V249H70ZM54 246H56V249L54 248ZM58 246H59V244H58ZM214 246L212 249L213 251H215ZM237 246L240 248L237 249L238 248ZM158 248H159V250H158ZM85 249H86V251H85ZM67 250H68V252H67ZM216 251H217V248H216ZM231 252L233 254H231ZM248 252H252L253 254L249 257H245L244 255ZM229 253L231 254V256H229ZM100 254H102L103 256H99V258H98V255H100ZM104 254H105V256H104ZM211 254H213V252H211ZM93 255H92V257H93ZM213 255H211V256H213ZM226 255L228 256V258H225ZM236 255H237V257L235 258ZM209 256H210V254H209ZM18 257L21 258V260H19V262L18 261H16V262L12 261L13 259L18 258ZM101 257H102V259H101ZM104 257H106L107 259L106 258L104 259ZM154 257H156V259ZM58 258H60V259H58ZM103 259L105 262L103 261ZM66 261H68V260H66ZM79 261H81V262H79Z\"/></svg>",
    "mask_w": 264,
    "mask_h": 264
},
{
    "label": "snow or ice",
    "instance_id": "6c2138e0",
    "mask_svg": "<svg viewBox=\"0 0 264 264\" xmlns=\"http://www.w3.org/2000/svg\"><path fill=\"white\" fill-rule=\"evenodd\" d=\"M8 8H14L15 5L8 4ZM28 7V5H24ZM189 7L202 8L205 10H211L215 15H226L227 23L232 28L235 34L233 38H248V51L253 56H259V65L261 68V74L264 75V0H235L231 3H221L217 5H191ZM197 13H193L196 15ZM7 40V47L11 48V40L8 37L4 38ZM4 41H0L3 43ZM244 91V89H241ZM247 92L252 93V86H247ZM261 110H264V91H261ZM41 99L36 100L30 104L27 108L26 113L21 115L17 114L14 119H21L25 124L39 123L41 118H47L48 123L52 124V117L56 120H60L63 117L65 108H69V101L64 100L60 96L53 95L52 93L45 94L40 93ZM71 98H69L70 100ZM86 103L85 107L88 106V98H84ZM248 103H255L249 96H245ZM59 109V111H52L51 109ZM69 121L64 120L67 124ZM176 131L175 128L172 129ZM161 137L167 136V126L162 127L160 130ZM201 135L207 138H211L216 143L225 144L227 147L234 142L235 133L228 128L223 129V136L227 137V142L224 141L223 137L220 140H216L211 129L201 130ZM187 146V145H186ZM264 147V145H262ZM98 155L95 157H85L90 168L95 171L97 175L102 177L107 183L111 184L114 189H119L121 185L127 189L128 184L133 178V167L144 168L142 162H139L135 156L128 152L120 153V159L117 161L116 149L111 143L101 145L96 144ZM245 159L247 161L248 153L245 152ZM185 158L187 153H185ZM261 160L264 161V154L261 155ZM147 172V170H145ZM191 179L195 181L198 177L193 172L190 174ZM142 183L149 184L148 180H143ZM155 189L153 193L148 194L145 198L137 197L140 203L146 206H153L160 203L167 205V210L170 216L173 217V223L168 225L169 231L172 232L178 242H181L184 249L187 251H194L198 248V242L194 237L189 236L190 226L195 222L198 217V212H193L192 215H188L186 205L182 195H178L175 203H171L173 194L175 192L176 185L170 184L167 180L162 185L159 179H153L150 184ZM134 194V193H133ZM260 248L264 249V240L261 241ZM253 253L248 252L245 257L251 256ZM260 255H264V251L260 252ZM55 264V262H52ZM89 264H102L101 261H89ZM232 264H247V258L243 260L233 261Z\"/></svg>",
    "mask_w": 264,
    "mask_h": 264
},
{
    "label": "crops",
    "instance_id": "0c3cea01",
    "mask_svg": "<svg viewBox=\"0 0 264 264\" xmlns=\"http://www.w3.org/2000/svg\"><path fill=\"white\" fill-rule=\"evenodd\" d=\"M168 80H169V82L170 83H173L175 86H177V85H180L181 84V82L180 81H173L172 79H171V74L169 75V78H168ZM199 80H200V78H199ZM199 80L198 81H196V84H195V88L193 89V91H191L192 93H195V92H197L198 90H199V88H200V85L203 83V82H199ZM199 86V87H198ZM246 110H248V109H246ZM246 110H243L244 112L246 111ZM251 110V109H250ZM247 112V111H246ZM250 115V114H249ZM248 115V116H249ZM252 115L253 114H251V117H252ZM245 117V116H244ZM184 132L186 133V134H188V137L191 139V141H192V143H195V144H197L198 143V138L196 137V135L195 134H193V133H191L190 131H189V128H185L184 129ZM153 133L155 134V135H157L158 134V132H157V130L154 128L153 129ZM199 145L200 146H202L203 148H204V150L209 154V155H213L214 154V157H216V158H221V156H222V154H221V149L220 148H215V151L214 150H212V149H214V148H212V146L211 145H209V143L208 142H199ZM209 149V150H208ZM212 151V152H211ZM214 152V153H213ZM226 154L224 155V157H223V160H224V163L227 165V167H229V170H233V168H236V169H240V167H241V164H242V159H241V157L239 156V155H237V154H234L233 152L231 153L230 151H227V152H225ZM227 187H229V189H233V186L232 185H228Z\"/></svg>",
    "mask_w": 264,
    "mask_h": 264
}]
</instances>
